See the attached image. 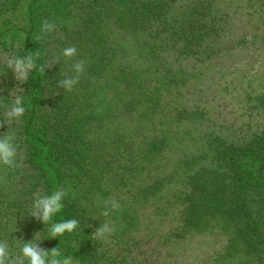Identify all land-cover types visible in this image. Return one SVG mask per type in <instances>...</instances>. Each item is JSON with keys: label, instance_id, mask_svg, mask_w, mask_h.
<instances>
[{"label": "trees", "instance_id": "1", "mask_svg": "<svg viewBox=\"0 0 264 264\" xmlns=\"http://www.w3.org/2000/svg\"><path fill=\"white\" fill-rule=\"evenodd\" d=\"M261 12L262 0H0V52L39 51V66L77 49L29 74L25 114L0 127L17 148L16 166L0 165V241L18 253L42 230L41 248L74 264H221L236 252L229 264H264V105L225 134L188 66L223 56L232 20L258 25ZM45 19L56 30L37 42ZM76 60L85 70L67 92L58 82ZM10 77L0 61V122ZM67 185L75 198L53 222L79 226L50 239L29 216L33 196ZM111 199L120 208L104 217ZM106 219L116 232L92 240ZM203 239L219 249L198 259L189 247Z\"/></svg>", "mask_w": 264, "mask_h": 264}, {"label": "rangeland", "instance_id": "2", "mask_svg": "<svg viewBox=\"0 0 264 264\" xmlns=\"http://www.w3.org/2000/svg\"><path fill=\"white\" fill-rule=\"evenodd\" d=\"M263 10H264V0ZM256 23V24H255ZM256 26V29L254 27ZM226 51L223 56L205 65H188L191 69L198 70L197 88L204 93L207 105L214 116V121L221 126V130L227 134L233 131V126L237 127L244 122L246 116L243 111L250 105H264V12L259 14L257 19L251 17L243 18L241 23L238 19L232 20L230 33L226 41ZM9 51L0 52V61L5 62L8 58L14 57ZM180 62V59L178 60ZM8 98L12 100L19 96L22 97L23 83L15 79L11 71ZM12 93V95H11ZM202 93V94H203ZM203 99V97H201ZM257 108V109H258ZM250 112V111H248ZM255 119H264V113ZM246 123V122H245ZM22 168V165H18ZM35 236L42 240L38 242L41 248L44 244V231H38ZM34 235L31 240L34 239ZM35 242V241H34ZM219 244L210 240H195L189 247L192 254L197 258L219 249ZM242 254L236 252L221 259V264H229L233 260L241 258ZM262 260L263 256H260ZM250 258V257H249ZM246 258V259H249ZM254 264H257L256 259Z\"/></svg>", "mask_w": 264, "mask_h": 264}, {"label": "clouds", "instance_id": "3", "mask_svg": "<svg viewBox=\"0 0 264 264\" xmlns=\"http://www.w3.org/2000/svg\"><path fill=\"white\" fill-rule=\"evenodd\" d=\"M55 30L56 25L45 19L35 40L44 42L49 34ZM40 55L39 51H28L23 57L14 56L8 58L6 64L14 73L15 79L22 84L28 81L29 74L33 71H38L41 76H44L46 69H50L60 63L61 57H63L65 62L72 60L77 55V49L75 46L66 47L61 50L59 55H53L46 63L38 66L37 60ZM84 70L85 61L76 60L71 64L69 70L64 72V78L58 82V87L67 92H72L79 83L80 76ZM3 108L5 112L3 121L0 122V127H3L4 124L10 127L13 121H19L26 111L23 100L19 96L15 97L10 104H4ZM13 140L14 136L9 131L0 135V165L8 168L16 166L17 148ZM69 195L75 198L76 194L71 189V186L67 185L56 188L50 195H41L37 192L33 196L32 211L29 216L34 217L45 226L50 225L48 227L50 239L59 238L65 233H72L79 226V221L74 218L53 222V217L62 211L64 207L63 201ZM104 205V210L101 213L104 217L111 216L113 212L120 208V204L116 199L106 200ZM116 230V225L106 219L95 229L90 237L92 240L106 242ZM41 240V238L34 235L32 241L22 244L18 253H13L10 250L7 241H0V264H74L73 257L64 256L58 247L51 250L40 248L38 242Z\"/></svg>", "mask_w": 264, "mask_h": 264}]
</instances>
